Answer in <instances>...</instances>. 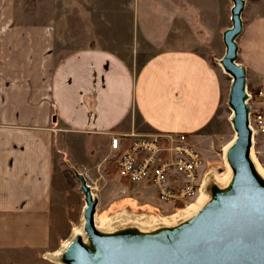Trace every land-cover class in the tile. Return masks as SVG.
Listing matches in <instances>:
<instances>
[{
	"label": "crops",
	"instance_id": "crops-1",
	"mask_svg": "<svg viewBox=\"0 0 264 264\" xmlns=\"http://www.w3.org/2000/svg\"><path fill=\"white\" fill-rule=\"evenodd\" d=\"M229 3L0 0V264H33L60 245L52 247V212L67 172L87 162L97 176L81 164L86 180H98L115 169L112 135L183 131L202 146L213 134L224 71L205 51ZM246 4L238 62L251 101L261 102L264 13L246 19ZM70 135L85 141L82 156L67 154Z\"/></svg>",
	"mask_w": 264,
	"mask_h": 264
},
{
	"label": "water",
	"instance_id": "water-1",
	"mask_svg": "<svg viewBox=\"0 0 264 264\" xmlns=\"http://www.w3.org/2000/svg\"><path fill=\"white\" fill-rule=\"evenodd\" d=\"M230 1V25L222 31L224 53L216 60L231 78L227 106L231 110L229 120L234 136L223 149L224 163L231 171L227 183L219 184L214 177L209 178L208 198L196 211L177 222H144L148 228H142L131 222V213L122 210L110 216V220H117L123 213L124 225L114 224L110 230H104L95 223L98 195L84 174L71 167L84 200L81 220L77 223L82 225L83 234L70 232L64 239L72 237L58 258L51 259L53 262L264 264V177L251 156L250 94L245 67L238 62L237 37L243 30L241 14L245 0Z\"/></svg>",
	"mask_w": 264,
	"mask_h": 264
},
{
	"label": "rangeland",
	"instance_id": "rangeland-1",
	"mask_svg": "<svg viewBox=\"0 0 264 264\" xmlns=\"http://www.w3.org/2000/svg\"><path fill=\"white\" fill-rule=\"evenodd\" d=\"M115 1V0H112ZM246 9L244 14H246V19L250 13H264V0H246ZM231 4V3H229ZM230 7V5H229ZM227 13V7L225 8V14L222 19H217V24L215 26L214 31H219V33L214 36L215 44L211 45L209 49H206L205 53L209 55L212 53V56H208V60L211 64L220 70V66L215 63L213 60H217L224 53V45L221 42L220 34L224 27L230 25L229 18L226 19L225 15ZM229 13V12H228ZM115 29V28H114ZM112 29V30H114ZM118 29V28H117ZM134 32L128 30V41L134 40ZM126 49H122L120 54L124 57H127V45H124ZM142 49V48H141ZM147 52V50H142ZM141 52V51H140ZM214 58V59H213ZM242 57L238 58V61L242 62ZM221 72V70H220ZM222 76V107L221 114L218 116V124L213 130V134H211L202 146L196 145L199 150L202 149L201 153L204 158V166L202 168V173L210 171H224L225 169V160L223 157V147L229 142L233 136L234 131L231 127V123L229 120L231 110L227 106V92L228 86L230 83V76L224 72H221ZM249 91V87L247 89ZM252 94V93H251ZM249 105H253L252 112H255L259 108H262L264 111V99L261 102H253L251 99L248 100ZM68 142H63L62 145L66 148L67 154L71 155V157L82 156V151L85 150L84 142H80L75 135H70L68 137ZM88 143V139L86 140V144ZM112 151L108 149L107 155L111 156ZM66 154V153H65ZM252 155L255 157L256 162L264 169V137L258 134H254L253 136V146H252ZM92 163V162H91ZM89 168L92 174L97 176V167L93 166L94 164L89 165L87 162L78 163L75 165L76 168L85 173L86 170L82 169L83 165ZM104 170L106 172V176L103 178L97 179H87L88 183L92 186H96L93 189L94 193L98 195V203L96 207V214L98 217H106V216H114L118 211H122L123 213H131L133 215H138L141 213H147L149 215L161 216L165 217L177 211L176 208L171 203L161 201L155 193V187L150 181H122V179L118 176V173L115 172V169ZM89 174V172H86ZM85 173V174H86ZM66 190L63 196V204L58 206L52 214V234L54 236V241L52 243V247H57L60 240H63L73 226H76L81 220V212L84 204L83 195L79 189L78 180L75 178L72 172L68 170L66 177ZM192 199V201H194ZM184 208L181 207V209ZM51 250L49 253L53 252ZM33 264H55L47 255V253L43 256H40L39 261L33 260Z\"/></svg>",
	"mask_w": 264,
	"mask_h": 264
},
{
	"label": "built area",
	"instance_id": "built-area-1",
	"mask_svg": "<svg viewBox=\"0 0 264 264\" xmlns=\"http://www.w3.org/2000/svg\"><path fill=\"white\" fill-rule=\"evenodd\" d=\"M258 94L262 95V91ZM250 125L253 136L264 137L261 112H250ZM109 146L115 170L122 180L150 181L158 198L176 209L187 206L198 195L204 177L201 174L204 158L189 133L156 131L112 135ZM85 173L87 178L89 175Z\"/></svg>",
	"mask_w": 264,
	"mask_h": 264
},
{
	"label": "bare ground",
	"instance_id": "bare-ground-1",
	"mask_svg": "<svg viewBox=\"0 0 264 264\" xmlns=\"http://www.w3.org/2000/svg\"><path fill=\"white\" fill-rule=\"evenodd\" d=\"M230 141L227 142L223 149L225 150L227 148V146L229 145ZM252 152V149H251ZM252 157H254L253 155H251ZM255 159V157H254ZM257 168L259 170V172L262 174V176L264 177V169L258 164L256 163ZM231 175V171L229 166L227 165V163H225V169L224 171H210V172H205L204 177H203V181L199 190L198 195L196 196L195 200L192 201L191 203L187 204V206H185L184 208H179L177 209L176 212L171 213L170 215H167L165 217H161V216H155V215H149L147 213H141L138 215H133L131 214V216H133L130 220L131 222H134L135 224H137L140 227H144L146 223L144 222H149V223H164L166 221H170V222H177L179 220H181L182 218L187 217L188 215L192 214L194 211H196L202 204L203 202L208 198V192H207V183L209 178L214 177V180H216L219 184H226L229 177ZM207 181V182H206ZM206 183V184H205ZM206 186V187H204ZM121 211H118L116 214H118ZM123 213L119 214L116 219L111 222V217L110 216H106V217H98L96 215V225L104 230H110L111 226H114V224H117L118 226H123L124 224H122V222H124L125 220H123ZM111 219V220H110ZM117 221V222H116ZM144 228H148V227H144ZM70 232L72 233V235L74 233H81L83 234L82 231V225L80 224H76V226L70 230ZM72 235L66 239L63 240L62 245L60 246V248L56 249L55 251L51 252V253H47L48 256H50V259H56V257L58 258V256L61 254L63 246L65 244H67V242L70 240V238L72 237ZM45 254V253H44ZM56 256V257H54ZM55 261V260H54ZM55 264H62L59 261L58 262H54Z\"/></svg>",
	"mask_w": 264,
	"mask_h": 264
}]
</instances>
